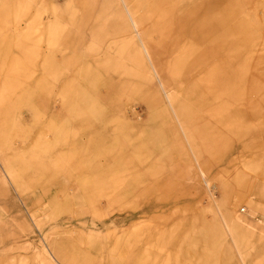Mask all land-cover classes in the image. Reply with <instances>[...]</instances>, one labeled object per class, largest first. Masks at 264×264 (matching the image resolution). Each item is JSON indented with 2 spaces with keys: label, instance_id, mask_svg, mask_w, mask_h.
Instances as JSON below:
<instances>
[{
  "label": "rangeland",
  "instance_id": "374dc122",
  "mask_svg": "<svg viewBox=\"0 0 264 264\" xmlns=\"http://www.w3.org/2000/svg\"><path fill=\"white\" fill-rule=\"evenodd\" d=\"M0 264H264V0H0Z\"/></svg>",
  "mask_w": 264,
  "mask_h": 264
}]
</instances>
